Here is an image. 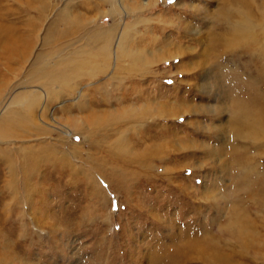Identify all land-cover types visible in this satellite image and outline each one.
I'll use <instances>...</instances> for the list:
<instances>
[{
    "label": "rangeland",
    "instance_id": "1",
    "mask_svg": "<svg viewBox=\"0 0 264 264\" xmlns=\"http://www.w3.org/2000/svg\"><path fill=\"white\" fill-rule=\"evenodd\" d=\"M43 1L49 7L41 20L35 11H26V0H0L3 25L19 26L29 20L38 26L34 54L42 49L53 20L65 34L56 41L72 48L83 44L73 45L83 34L72 28L73 18L83 20L90 29H109L113 22L107 0ZM233 1L117 0L118 18L123 17L129 42L145 45V53L154 61H148L146 74L126 80L120 88L107 84L112 88L107 92L113 90L119 100L126 96V105L136 108L161 103L163 117L131 130L128 126L126 133L121 130L129 155L111 154L108 142L117 140L120 133L105 130L86 141L73 138L72 144L80 150L75 154L71 150L75 156L66 155L68 160L62 163L48 153L54 139L61 138V127H66L60 109L72 104L73 94L47 104L44 123L35 119L41 128L37 136L14 145L0 144L2 150L33 146L45 154L40 167L15 171L14 190L8 189L10 172L0 155V264H154L161 255L162 262L171 264V257L184 252L183 264H206L191 252L199 247L204 260L212 264H264V105L260 102L261 97L264 100V0H244L254 9L257 40L245 50L243 41L236 38L233 50L224 51L222 37L218 48L213 40L222 29L220 12L228 5L234 8ZM60 10L61 15L66 11L69 15L63 27L57 17ZM124 30L121 24L117 37ZM217 50L225 53L219 56ZM62 58L54 61L61 63ZM29 64L18 77L9 78L11 90L5 95L42 90L39 82L23 85L27 75H20L27 73ZM233 71L237 78L236 73L234 79L230 76ZM120 77L125 82L124 74ZM106 81L105 77L83 81L76 91L91 95L98 88L105 90ZM123 106L122 102L115 109L123 111ZM40 112L38 108V117ZM148 145L163 147V154L152 162L148 158L149 168L146 163L139 168L132 156ZM89 146L96 150L89 151ZM68 148L63 144L57 149ZM12 155L14 169L30 157L17 158L13 150ZM242 158H249L244 166L245 188L238 184ZM190 240L199 244L191 246ZM221 256L225 263L217 260Z\"/></svg>",
    "mask_w": 264,
    "mask_h": 264
},
{
    "label": "bare ground",
    "instance_id": "2",
    "mask_svg": "<svg viewBox=\"0 0 264 264\" xmlns=\"http://www.w3.org/2000/svg\"><path fill=\"white\" fill-rule=\"evenodd\" d=\"M107 3L111 8L110 16L111 18H113V22L111 21L112 24L108 27L109 29L98 28V27L96 28L92 27L91 29L85 28L86 25L83 22V20L81 22L79 20H76L77 17L73 18L72 28L75 29V31L81 30L80 33L83 32L82 35L80 34V38H81L80 41H76L73 45L79 42L83 44H80L79 46L76 45L74 46L75 48H72L69 44L64 45L60 41L59 42L56 41L58 39H62L65 36V34L63 33L62 29H59L58 24L53 20L46 28L48 32L46 37L43 38L42 49L40 50L39 53H35V54L33 53V49H34L33 45L36 44L35 32L38 31V26L35 25L34 27L33 23H31V21L29 22V20L26 21L25 23H22V25L19 26L3 25L2 23L5 21V19L4 16L0 15V144L1 145L13 144L16 141L21 140L22 138L27 139L37 136L41 128L36 123L35 119L38 118L40 119L41 122L44 123L43 120L46 119V112L44 110L47 104L49 105L51 101L68 99L73 94L76 95L73 99H70L72 101V104L70 105L68 103L67 105L61 107L60 109V112L65 115L66 127L65 128L61 127V130H59L60 131L59 133L61 134V138L59 140L54 139L55 144H52L54 147L53 148L51 147L48 153V156L51 154L52 157L55 156L60 158L62 163H65L68 160L67 156H69V154H73V153L75 154V150H80V146L78 144H72L71 140L73 138L78 136L79 138H81V140L86 141L87 137L90 138L92 137L91 134H97L100 132H104L105 130H109L113 134L117 133V135L120 133L117 140L113 141L112 143H110L111 140L110 142H108L109 144H112L110 149L112 151L111 154H115L116 152L119 153L123 152L124 154L129 155V151H130L129 144L127 143L126 138H124V136L126 137V134H122L121 130L124 128L125 130L124 132L126 133V131L129 132L133 127L135 128L136 126L139 127L144 125L146 120L148 121L152 118L156 119L163 117V108H162L163 104L161 103L156 104V106L154 105L155 108H149L148 106L147 107L143 106L144 103L140 104V107L136 108L131 105H126V103L124 102L125 98H127L126 96L123 98L124 100L122 99L119 100V97H117L114 94L113 90L110 93L107 92V89L109 90L112 89L109 88L107 84H111L113 87L114 85H116L117 87L119 86L120 88V86H123V84L126 83V80L128 79L130 80L134 78V76L136 75L146 74L147 72L146 69L149 64L148 61L152 63L154 61L153 57L149 56L148 53H145L146 52V48H144L145 45L143 46L139 45L140 43L136 44L135 42L136 40L134 42L131 41L132 43L129 42V38H128L129 31H127L126 27L124 26L123 17L122 19L118 18L119 13H118L117 4L120 3L121 5V2L119 1L118 3L117 0H107ZM233 3L235 5L234 8L231 9L230 6L228 5L225 7V9H222V11L220 12L218 16V20H220L222 29L220 33L214 38L213 41L215 42V44H217L219 38L222 37L220 48L223 49L224 51L225 50L231 51L233 50L232 48L235 46V44L238 43L235 40L236 38H238L243 41V44L245 45V50H247L246 46H250L258 38L256 35L257 19H253L251 13H253L254 9L252 7H249L247 2H245L244 0H234ZM144 4H147V2ZM48 7L49 6H46L43 0H41L40 3H35L34 0H26V11L28 13L31 11H35V13L41 17V20L45 19L43 15L48 12ZM67 7L68 6L66 4L65 8ZM61 10L57 14V17H61L60 27H63L66 26V17H69V15L66 16L67 11L65 12V16L61 15L64 14V12H62ZM32 19L34 18L32 17ZM121 24H123V29L125 30L123 34H121V36L117 37L116 31H118ZM218 47L219 46L217 44V48ZM218 50L216 51L217 53ZM224 51H220V53H218L219 56L222 53H225ZM60 56L63 57L61 63L59 61H54V59H57ZM28 62L30 64L29 67L26 69L27 73L20 75V76L27 75L26 81L23 83V85H32L35 82H39V84L41 85L42 92L31 91V92L12 93L10 91V95L9 94L5 95L7 93L5 91H9V89L11 88V83L9 82V78L18 77V74L22 72V70L24 69V65ZM253 66L259 67V63H254ZM235 73H236L235 78H237L238 74L235 71H233V73H230V76L233 78ZM121 74H124L123 78L125 79V82L122 80H121L122 82L120 81ZM103 77L107 79L106 81L107 83L105 82L103 84L106 87L105 90H101L100 88H98L95 90V92L93 91L94 93L91 95L89 94L85 95L83 94V92L76 91L77 86L79 85L80 87L83 81H91V80L96 81ZM116 79H119V81L117 82ZM261 82L262 84H264V81L261 80ZM45 89L47 90L46 92H44ZM63 91L65 92L61 93ZM133 94L137 95L135 92ZM97 95L99 98L97 97ZM87 98H89V100ZM86 99L88 101L87 104H86ZM133 100H135V98ZM122 102L124 103L123 111H117L115 109V106L122 105ZM260 102L264 105V100L262 99V97L260 98ZM103 104L106 107H108L107 110L101 109V107L104 106ZM38 108H40L41 110V112L39 113V117L37 116ZM72 112L80 114V116L76 117L75 115H72ZM249 117L252 118L253 116H249ZM261 125L263 124L260 122V126ZM108 126H113V127H111V129L110 128L104 129L107 128ZM128 126L130 130H128ZM84 128H87L86 131L84 130ZM108 138L109 136L107 137V139ZM63 144H67L70 150L69 151L63 150L64 152H59L57 148L62 146ZM17 148L18 147H15L14 149H10V150H7L6 148L4 150L0 149L1 159L2 157H4L2 160L4 161L5 167L10 172L9 182H8L9 184L8 189L10 190H14L15 187H17L16 185L14 186V183H17L15 171H22L24 173V170L28 168L30 169L32 167L36 169V167L37 168L40 167L39 164H41L43 159H45L44 156L45 154H39L38 149H35V147L33 146L29 148H24L22 151H18ZM92 148L96 150L95 146L94 147L89 146V151ZM97 148L99 149V146H97ZM12 150L15 151V153H17L20 156V157L18 156L17 158H21V154H30L28 160L23 161L22 165L19 166L18 169L17 168L14 169L13 167L16 161L13 160ZM71 150H73V153ZM95 150L93 152H96ZM163 150L164 148L161 146L158 147L156 145H152V146L148 145L145 148H143L139 153L137 151L135 153L133 152L134 154H138V155H136L135 157L132 156L133 159L132 161H134V163H139L138 167L142 168L141 166L146 163L148 158H150L148 160L152 162L153 159H155L154 157H158L157 154H163L162 152ZM102 152L97 151V154ZM74 154L73 156H75ZM22 159H25V156L22 155ZM248 161L249 158L246 159L242 158L240 159V161H238L239 165L241 164L239 166L241 172L239 173L240 181L238 180L237 181L238 184L240 182L239 185L244 186V188L246 186L245 184H243L245 183L244 181L248 182V179L246 177L247 174L246 171L244 170L245 169L244 166ZM145 165L146 167L149 168L147 163ZM143 167L145 166L143 165ZM65 171L67 170L65 169ZM30 172L32 171H29L28 174ZM25 178H28L29 180V177L25 176ZM21 179L23 178L20 177V180ZM109 184L111 183L109 182ZM99 189L101 191V188ZM15 194L13 195L15 196ZM15 198L16 197L13 198V201L15 200ZM237 223L236 224L239 225L240 223L239 220L237 221ZM192 238H194V236ZM190 242H191L190 243L191 246L194 244L195 245L199 244L198 240L197 243H194L191 240ZM195 251L197 250L194 249V251L191 252L192 254L195 253L196 255L195 258L198 261L200 260V262L202 263L204 261L206 262V264H212L211 261L209 262L208 260H204L206 259V257L202 253ZM184 253L183 254L179 253L177 257L174 256L175 258L173 259L176 260L177 264L179 263L183 264L185 258L183 256ZM158 255L160 256V254ZM181 255L182 257L179 258ZM163 256L164 255H161L160 257H156L154 260L155 263L154 262L153 263L165 264V260L164 262L161 261ZM214 258L215 257L213 256L212 260H214ZM173 259L171 257L172 262L174 261ZM217 260L219 262H224V258L222 256L217 258ZM172 262L171 264H173ZM167 264L170 263L167 262Z\"/></svg>",
    "mask_w": 264,
    "mask_h": 264
},
{
    "label": "snow or ice",
    "instance_id": "3",
    "mask_svg": "<svg viewBox=\"0 0 264 264\" xmlns=\"http://www.w3.org/2000/svg\"><path fill=\"white\" fill-rule=\"evenodd\" d=\"M113 207L115 208V205Z\"/></svg>",
    "mask_w": 264,
    "mask_h": 264
}]
</instances>
